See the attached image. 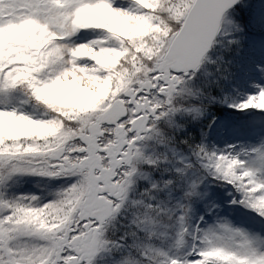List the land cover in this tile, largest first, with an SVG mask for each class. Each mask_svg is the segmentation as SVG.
<instances>
[{
    "label": "snow or ice",
    "instance_id": "6c2138e0",
    "mask_svg": "<svg viewBox=\"0 0 264 264\" xmlns=\"http://www.w3.org/2000/svg\"><path fill=\"white\" fill-rule=\"evenodd\" d=\"M0 264H264V9L0 0Z\"/></svg>",
    "mask_w": 264,
    "mask_h": 264
},
{
    "label": "flooded vegetation",
    "instance_id": "af4514ba",
    "mask_svg": "<svg viewBox=\"0 0 264 264\" xmlns=\"http://www.w3.org/2000/svg\"><path fill=\"white\" fill-rule=\"evenodd\" d=\"M64 184V181L61 180H51L50 182L44 183L40 182L38 178L35 181L31 182H21L20 187L16 190H12V192L16 194H35L43 198L44 202L52 199V195H49L48 198H45V194L43 192L44 189L48 190L50 186H55L59 189Z\"/></svg>",
    "mask_w": 264,
    "mask_h": 264
},
{
    "label": "rangeland",
    "instance_id": "374dc122",
    "mask_svg": "<svg viewBox=\"0 0 264 264\" xmlns=\"http://www.w3.org/2000/svg\"><path fill=\"white\" fill-rule=\"evenodd\" d=\"M37 178L40 182H44V183L51 181V179H49V178L39 177V176H31V175L20 176V177H17L15 179V181L13 183V187L11 190H16L17 188H19L21 182H31V181H35ZM57 190L58 189L55 186H50V188L48 190L44 189L43 192L45 194V198H48L49 195H51L52 193H54Z\"/></svg>",
    "mask_w": 264,
    "mask_h": 264
},
{
    "label": "trees",
    "instance_id": "16d2710c",
    "mask_svg": "<svg viewBox=\"0 0 264 264\" xmlns=\"http://www.w3.org/2000/svg\"><path fill=\"white\" fill-rule=\"evenodd\" d=\"M255 7L257 13H259L262 9H264V0H255Z\"/></svg>",
    "mask_w": 264,
    "mask_h": 264
}]
</instances>
